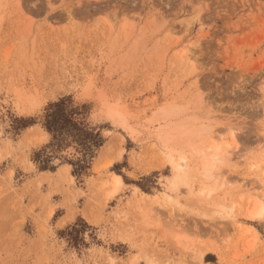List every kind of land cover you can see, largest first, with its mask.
<instances>
[{"label": "rangeland", "instance_id": "rangeland-1", "mask_svg": "<svg viewBox=\"0 0 264 264\" xmlns=\"http://www.w3.org/2000/svg\"><path fill=\"white\" fill-rule=\"evenodd\" d=\"M255 202L264 0H0V264H264Z\"/></svg>", "mask_w": 264, "mask_h": 264}, {"label": "trees", "instance_id": "trees-1", "mask_svg": "<svg viewBox=\"0 0 264 264\" xmlns=\"http://www.w3.org/2000/svg\"><path fill=\"white\" fill-rule=\"evenodd\" d=\"M74 113L75 108L70 104L68 97H62L57 101L48 104L43 125L49 132L61 131L63 127H75L82 131V129H85V127L82 125V123L77 122L72 118ZM83 133L88 134L86 131ZM76 140L85 143L87 142L88 138L79 137V139Z\"/></svg>", "mask_w": 264, "mask_h": 264}, {"label": "bare ground", "instance_id": "bare-ground-1", "mask_svg": "<svg viewBox=\"0 0 264 264\" xmlns=\"http://www.w3.org/2000/svg\"><path fill=\"white\" fill-rule=\"evenodd\" d=\"M179 167H181V166H179ZM119 181H120V178L115 176L114 180H113V184H114V188L113 189H114V191H115V186L119 185L118 184ZM258 203L255 202L254 206L251 207L252 209L250 208L249 209L250 211L247 210V212L249 213V218H256V217H258V216H260L261 214L264 213L263 206L260 203L259 204Z\"/></svg>", "mask_w": 264, "mask_h": 264}]
</instances>
